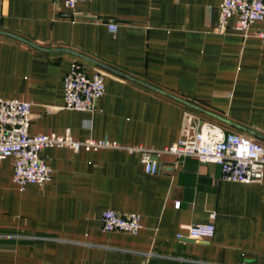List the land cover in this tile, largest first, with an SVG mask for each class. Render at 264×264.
Here are the masks:
<instances>
[{
    "label": "crops",
    "instance_id": "crops-1",
    "mask_svg": "<svg viewBox=\"0 0 264 264\" xmlns=\"http://www.w3.org/2000/svg\"><path fill=\"white\" fill-rule=\"evenodd\" d=\"M220 2L90 0L68 9L0 0V99L31 104L32 135L68 131L80 141L162 149L178 141L188 111L264 146L260 23L243 37L230 18L224 34L214 33ZM73 61L88 74L104 72L94 113L64 108ZM40 155L51 181L23 190L12 181L13 159L0 160V264H264V175L223 181L217 165L191 158L171 173L147 174L139 155L121 148ZM105 210L137 214L139 232H103ZM207 223L210 240L185 238Z\"/></svg>",
    "mask_w": 264,
    "mask_h": 264
},
{
    "label": "built area",
    "instance_id": "built-area-1",
    "mask_svg": "<svg viewBox=\"0 0 264 264\" xmlns=\"http://www.w3.org/2000/svg\"><path fill=\"white\" fill-rule=\"evenodd\" d=\"M73 9L80 2L90 0H55ZM235 18V30L246 37L249 27L258 22L255 35L264 40V0H221L219 17L214 33L224 34L228 21ZM107 29L117 31V25L108 21ZM104 72L95 70L88 74L79 61H73L63 78L64 108L82 113H94L104 95ZM181 136L175 143L162 149H149L141 145L120 147L105 139L71 137L69 132L61 135L30 134L31 104L17 99H0V160L13 159V183L23 190L27 185L42 186L51 181L52 170L40 152L49 147L67 148L73 152L97 151L100 149H124L138 154L147 174L171 173L180 160L191 158L200 164H214L220 168V179L243 184L259 183L264 175V146L250 137L225 133L220 127L184 113ZM196 125V127H194ZM171 156L173 164L160 167L158 159ZM214 215H211L213 218ZM141 228L137 214H121L105 210L101 215L103 232H121L136 235ZM214 235L212 223L198 224L188 228L185 238L208 241ZM182 240L181 235H177Z\"/></svg>",
    "mask_w": 264,
    "mask_h": 264
}]
</instances>
